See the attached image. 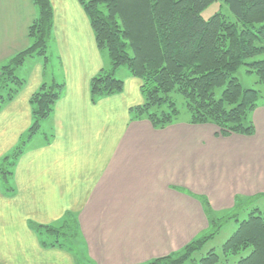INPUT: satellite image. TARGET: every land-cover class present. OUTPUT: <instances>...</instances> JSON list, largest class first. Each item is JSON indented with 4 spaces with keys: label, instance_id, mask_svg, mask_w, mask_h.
<instances>
[{
    "label": "crops",
    "instance_id": "obj_1",
    "mask_svg": "<svg viewBox=\"0 0 264 264\" xmlns=\"http://www.w3.org/2000/svg\"><path fill=\"white\" fill-rule=\"evenodd\" d=\"M50 1L49 46L63 86L43 132L17 157L14 194L0 185V264L147 263L201 237L238 197L264 195V97L251 114L250 136H221L213 124L156 129L133 119L141 83L124 67L117 71L123 90L93 102L91 79L108 67V56L80 0ZM37 16L33 0H0V66L29 46ZM39 58L20 66L28 64V81L0 110V161L33 122L30 99L46 82ZM69 215L81 251L40 242L33 224Z\"/></svg>",
    "mask_w": 264,
    "mask_h": 264
},
{
    "label": "trees",
    "instance_id": "obj_2",
    "mask_svg": "<svg viewBox=\"0 0 264 264\" xmlns=\"http://www.w3.org/2000/svg\"><path fill=\"white\" fill-rule=\"evenodd\" d=\"M33 1L38 16L28 30L30 44L1 67L0 110L25 84L15 73L17 68L35 56L49 61L46 54L53 27V7L50 0ZM224 1L236 21L218 12L205 19L203 11L215 0H80L97 46L107 51L111 64L110 72L102 70L91 79L92 101L123 90L124 81L116 73L126 66L143 82L144 100L131 109L133 119L148 120L156 129L176 123L180 110L171 95L176 91L185 100L188 123L213 124L221 136L253 135L255 125L251 114L263 93L261 89L244 88L234 74L246 65L249 73L257 75L258 83L264 84V0ZM62 86L58 82L51 85L45 82L31 96L33 122L27 135L0 166V185L8 196L14 194L9 180L17 157L53 111ZM219 88L222 93L216 97ZM259 196L262 195L248 197L244 202L240 197L236 199L225 217H234L237 228L220 252L211 248L199 260L193 256L204 247L206 237L214 236L220 229L215 227L214 219L210 222L214 229L208 236L193 239L180 250L143 264H183L190 259L197 264H220L232 255H239L236 264H264V210L256 207L244 220L235 214L240 205ZM204 203L209 206L208 200ZM75 225L77 228L76 221ZM33 227L48 230L49 225L33 224Z\"/></svg>",
    "mask_w": 264,
    "mask_h": 264
},
{
    "label": "rangeland",
    "instance_id": "obj_3",
    "mask_svg": "<svg viewBox=\"0 0 264 264\" xmlns=\"http://www.w3.org/2000/svg\"><path fill=\"white\" fill-rule=\"evenodd\" d=\"M217 12L222 13L231 21H236V17L230 11L228 5L225 3L224 0H215L214 3H212L209 7H207L203 11L202 16L205 19H208ZM53 55H55V53H54L52 47L49 46L47 48V54H46L49 61L45 62V59L43 57L39 56L40 57L39 59L42 62L43 73L45 74L46 82L50 85L53 83V79H52L53 76H55L56 78H59L58 79L59 81L57 80L58 84L62 83V79L60 78V75L58 73V68L56 65L55 66L53 65V64H55L52 60ZM106 55L108 56L107 51H106ZM263 57H260V58H263ZM257 58H259V57H257ZM27 59H29V58H27ZM251 60L252 59H248L247 61H251ZM108 61H109V64L105 70L107 72H110V69H111L110 65L111 64H110L109 56H108ZM26 63H28V62L26 61ZM24 65L25 66H23V67L17 68L15 73L19 77L23 78L25 80V83H26L28 81V78L26 76L27 74L25 73V71L22 70V68L27 67L28 64H24ZM3 66L4 65L0 66V80L2 78L1 67H3ZM123 67L125 70L129 71L126 66H122L121 68H123ZM247 70H248V66L242 65L235 72L234 76L240 80V82L242 83L244 88L261 89L262 93H263L262 97H264V84L258 83L257 75L255 73H249ZM26 71L28 72V68ZM116 76L118 78H120V73L119 74L116 73ZM133 77H135V76H133ZM135 78H138V77H135ZM122 80L124 81V79H122ZM138 80L141 83L140 84V89H141L143 82L140 78H138ZM221 93H222V89L221 88L217 89L216 90V97H220ZM171 95L173 98H175V100L177 102V107L180 110L179 120L176 123H181V122L188 123L187 118L189 115H188L187 110L185 108L184 98L179 93H177L176 91H173L171 93ZM262 99L263 98H261V100ZM43 127H45V124H43ZM42 132H43V130L41 131V129H40L39 135H41ZM26 135H27V133H26ZM11 152H14V149ZM4 157L0 161V166L3 162ZM242 199H243L242 202H244L246 200V198H242ZM256 207L260 208L261 210H264V196L263 195L256 197L253 201H250L246 204L240 205V208L237 210V212H235V214L238 213L239 219L244 220L245 218L248 217V214L253 209H255ZM230 212H231V210L230 211L226 210L225 212H223L221 214L220 213L217 214L218 217L215 218V220H216L215 227L217 228L218 226H220V229L218 230V232H215L216 234L214 236H211V235L208 236V234H210L212 229H214V227H213V228H210L208 231H206L201 237L200 236L198 237V238H202L204 236H208V237H206L207 242L204 245V247L200 251H197L193 254V256L195 258H197V260H199L202 255L204 256L211 248H216V249H218V252H220L221 246L223 245V243L236 230L238 223L236 222L235 218L233 217V218L227 219L225 217ZM75 221L76 220L72 216H67V217H65V219H62L56 223L49 225L48 230L46 228L40 229V228H34V227H33V230L36 231V233L38 234L40 242L43 243L46 247H55V246L68 247V248H71L72 251L74 250V252L76 253L77 250L80 249V248L77 249V247L80 246V240H79V237L77 234V230H76L77 228L75 227L76 226ZM79 251H81V250H79ZM235 259L237 261L239 259V255H236L235 257L232 255L229 257L228 261H222L220 264H236ZM185 263L186 264H197V261L190 259V260H187ZM185 263H183V264H185Z\"/></svg>",
    "mask_w": 264,
    "mask_h": 264
}]
</instances>
